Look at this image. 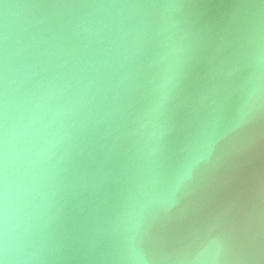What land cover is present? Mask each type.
Returning <instances> with one entry per match:
<instances>
[{
	"label": "water",
	"instance_id": "95a60500",
	"mask_svg": "<svg viewBox=\"0 0 264 264\" xmlns=\"http://www.w3.org/2000/svg\"><path fill=\"white\" fill-rule=\"evenodd\" d=\"M0 264H264V0H0Z\"/></svg>",
	"mask_w": 264,
	"mask_h": 264
}]
</instances>
